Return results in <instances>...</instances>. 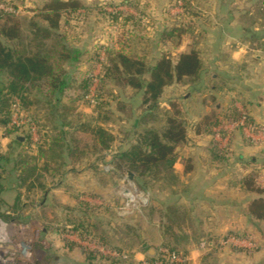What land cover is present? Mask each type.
<instances>
[{
    "label": "rangeland",
    "instance_id": "rangeland-1",
    "mask_svg": "<svg viewBox=\"0 0 264 264\" xmlns=\"http://www.w3.org/2000/svg\"><path fill=\"white\" fill-rule=\"evenodd\" d=\"M12 1L21 9L15 16L26 15L23 12V1ZM105 9L114 11L118 8L110 6ZM77 21L62 25L60 34L68 45L84 51L79 62L71 67L57 59V56L51 58L53 63L61 65L70 75L71 84L64 89L60 103H56L44 82L26 84V105L16 100L23 108L26 119L30 118L34 122V135L24 126L10 134L0 126V154L11 157L6 171L0 170L4 188L0 191V199L9 202L10 208H7L6 213L14 217L17 214L21 216V219L9 222L25 225L27 235L32 238V247L39 250L40 254L34 264H137L147 256L141 243L145 242L146 248L157 243L150 225L155 215L159 223L163 220L161 209L167 199L162 195L166 191L160 182L150 180L143 188L141 179V183H138L132 176L129 178L130 171L117 167V152L132 141L141 128L140 125L132 126L133 119L142 111L141 94L111 81L102 85L99 77L107 62L104 47L116 49L124 46L126 51L145 56L149 61L155 57L158 49L170 52L171 45L165 41L155 45L149 39H134L135 30L142 31L145 34L143 38H147V33L154 25L146 22L120 25L95 15L87 22ZM46 42L51 45L53 40L48 37ZM86 77H91V81L85 93L81 83ZM112 95L116 99L111 98ZM117 99L124 103L123 110H117ZM172 101L178 103L177 98ZM176 105L180 110L183 109L179 104ZM160 107L166 109L164 105ZM161 109L154 111L158 120L152 122L153 125H158L162 120L164 115ZM174 110L171 107L167 111ZM181 112L183 114L184 110ZM91 118L98 119L100 125L113 137L109 147L104 150H93L91 134L73 128L79 122L89 123ZM60 130L66 132L67 141L71 135L76 137L79 149L71 155L64 148L60 151L59 147H55L47 158H39V165L47 166L41 171V186L36 184L27 188L16 183L18 170L13 168L19 155H37L39 149L44 148L48 142L44 141V136L58 137ZM16 134L24 137L23 144L10 143L11 136ZM248 141L257 144L261 140L256 138ZM259 176L263 174L255 177V184L264 188V185L257 183ZM17 194L18 198L15 199ZM78 200L87 202L89 207L79 204ZM16 204V210L11 208ZM75 217L93 223L96 234L104 229L109 248L93 240L82 239L72 232L69 223ZM128 225L134 229L130 230ZM249 227V232L236 234L234 241L217 238L216 242V238L202 237L191 249V264H264V222L250 223ZM127 243L131 245L127 246ZM82 247L95 252L87 257ZM204 251L210 252L206 259L198 262V254ZM120 256L121 259H117Z\"/></svg>",
    "mask_w": 264,
    "mask_h": 264
},
{
    "label": "trees",
    "instance_id": "trees-1",
    "mask_svg": "<svg viewBox=\"0 0 264 264\" xmlns=\"http://www.w3.org/2000/svg\"><path fill=\"white\" fill-rule=\"evenodd\" d=\"M175 1V0H174ZM184 15L192 16L197 13L189 6L188 0H182ZM10 4L14 5L12 0ZM83 8V17L79 18L82 22H87L91 16H99L109 19L120 25H125L128 20L132 25L143 24L135 21L134 18L124 15L118 10L109 11L105 9V5L90 6L79 0H46L40 4H36L33 10L35 13L30 18L26 16L16 17L11 13L0 11V126L9 134L15 129L7 127L9 120L10 106L15 99L25 106L26 96L24 95L26 84H37L42 81L47 86L48 92L54 97L56 103H60L61 95L66 87L71 84L70 75L61 65L53 63L52 57L67 63L71 67L76 66L80 56L84 52L77 47H71L64 41L63 35L60 34L62 25H70V13L77 9ZM63 18V24L59 21ZM3 19V20H2ZM78 20V21H79ZM152 25L151 23H149ZM26 29V30H25ZM196 25L191 22H184L180 18L171 25H164L159 30V40H155L154 44L158 45L162 41L168 42L176 47L181 42L184 33H194ZM134 39L141 40L145 34L142 31L135 30L133 32ZM51 37L53 42L49 45L46 38ZM129 39V38H128ZM124 44V41H123ZM46 45H49L46 46ZM258 46L264 50V41H259ZM96 49L94 48V52ZM107 62L103 65V71L99 77L100 83L113 82L122 86L133 89L134 92L141 94V112L133 119L132 126H141L139 132H136L132 141L117 152V167L123 168L125 171L132 173V179L138 183L142 182L143 188L148 181L160 182L164 192H175L174 187L177 185L178 177L174 172L173 165L177 158L176 147L186 138V119L182 114V110L178 108L177 103L169 101L170 108L175 110L172 112L167 109H161L159 101L164 94V90L172 83L187 82L190 91L200 90L201 88L210 87L215 83L203 85V63L199 56V52L195 47H191L187 51L171 55L168 51L161 49L156 52L155 57H151L149 61L145 56L137 55L135 52L126 51L124 46L118 48L104 47ZM97 52L95 53V55ZM91 81V77L82 80L81 87L85 93ZM84 93V94H85ZM111 98L116 99L112 95ZM117 110L124 109V103L116 100ZM161 109L164 116L158 125L152 122L158 120L154 115L155 110ZM246 112L247 122H257L250 116L246 108H242ZM179 114L181 116H179ZM241 116L240 109H237L233 103L221 115H206L203 119L195 124V129L203 128L210 134L209 154L213 163H228L231 160V144L230 139L233 132H239L245 142L251 144L248 138L239 130H233L230 133L228 143L220 147L217 140L213 137L212 127L222 120H237ZM99 120L91 118L89 123L79 122L74 125L75 131L89 132L93 141V150H104L109 147V142L113 139L104 127L100 125ZM259 123V122H257ZM66 132L59 131L58 137H46L48 140L46 146L40 148L37 155H19L20 158L14 163L13 170H18L16 175V183L21 186L31 188L38 184L41 186L40 175L42 169H46V164L41 167L39 158L48 157L55 147H59L60 151L65 149L68 154H73L78 148V139L73 135L70 140H65ZM11 136L10 143L21 145L24 141L17 140ZM23 157V158H21ZM251 162V160H248ZM7 163H11V157L7 154H0V170L6 171ZM18 164V166H16ZM248 173L239 180V186L250 193L256 194L255 197L249 199L246 209L249 215L254 219L264 222V188L255 184V177L261 173V167L255 163ZM140 179L142 180L140 182ZM233 183H231L232 185ZM234 185V184H233ZM2 178L0 176V191H2ZM16 195L15 199L18 198ZM78 203L89 207L85 201L78 200ZM19 204V203H18ZM18 204L11 208L17 209ZM164 204V203H163ZM161 209L164 218L177 224L184 220L182 215L176 214L177 208L173 204H164ZM10 208L8 203L0 199V220L8 221V223L21 219L17 214L10 215L6 213ZM151 211V210H150ZM10 221V222H9ZM15 224V222H13ZM17 224V223H16ZM19 224V223H18ZM72 232L82 239H90L104 247L109 245L105 239V230L98 234L93 231V223L87 219L84 221L82 217H75L70 220ZM130 230L134 227L128 225ZM170 227L163 226V234L171 235ZM97 231V228H96ZM213 239V238H211ZM217 242V240H216ZM70 245L75 243L69 242ZM213 244V241H212ZM130 246L131 243H127ZM162 245L169 250H178L176 246L171 245L167 241L157 243L150 248H146V243H141L142 250L147 254L146 258L152 260L156 257L158 247ZM82 249H84L82 247ZM116 249V248H115ZM119 253L120 249H116ZM87 257L92 256L95 252L93 249H84ZM210 252V251H208ZM208 254V253H207ZM207 254L202 258L206 259ZM117 259H121L117 257ZM139 264V263H137Z\"/></svg>",
    "mask_w": 264,
    "mask_h": 264
},
{
    "label": "crops",
    "instance_id": "crops-1",
    "mask_svg": "<svg viewBox=\"0 0 264 264\" xmlns=\"http://www.w3.org/2000/svg\"><path fill=\"white\" fill-rule=\"evenodd\" d=\"M22 1L26 14L23 16L30 18L35 5L46 0ZM79 1L90 6H112L135 21L151 23L154 28L142 39L153 43L159 40L160 28L171 25L176 18L195 24L196 31L184 33L178 46L171 45L170 53L177 56L195 47L203 63V85L215 83L190 91L187 82H175L165 88L159 101L160 106L169 110V101L177 98L187 127L185 140L176 147L175 192L162 195L167 199L165 204H173L176 214L184 220L177 225L162 213L163 220L159 223L155 215L150 226L157 243L167 241L187 249L184 252L191 262V249L202 237L226 240L249 232L250 223L259 222L246 209L247 202L256 194L243 190L239 180L250 170V163L260 166V174L264 175V140L249 144L234 131L230 139V162L217 164L210 160V134L202 127L196 130L195 124L206 115H221L230 103L237 109L246 108L252 119L264 124V50L258 46L259 41H264V0H188L190 8L197 13L192 16L184 15L182 0H179L181 5L177 4L178 0ZM84 12L83 8L73 10L70 22L79 20ZM63 21L60 19V25ZM164 225L170 227L171 235L163 234ZM207 253L200 252L198 262Z\"/></svg>",
    "mask_w": 264,
    "mask_h": 264
},
{
    "label": "built area",
    "instance_id": "built-area-1",
    "mask_svg": "<svg viewBox=\"0 0 264 264\" xmlns=\"http://www.w3.org/2000/svg\"><path fill=\"white\" fill-rule=\"evenodd\" d=\"M178 5L181 2L177 1ZM20 8L9 3V0H0V11L16 15ZM116 10V9H115ZM241 116L237 120H222L212 127L213 137L218 141L219 146H225L233 130L241 131L250 140H264V124L247 122L246 112L241 108ZM9 128H28L34 135V122L27 118L18 100H14L10 106ZM257 183L264 185V175L259 176ZM26 226L22 224L6 223L0 220V264H34L39 256L38 249L32 247V238L26 233ZM235 236L227 237V240L234 241ZM156 257L152 260L141 259L139 264H191L189 257L180 250H169L160 245Z\"/></svg>",
    "mask_w": 264,
    "mask_h": 264
},
{
    "label": "water",
    "instance_id": "water-1",
    "mask_svg": "<svg viewBox=\"0 0 264 264\" xmlns=\"http://www.w3.org/2000/svg\"><path fill=\"white\" fill-rule=\"evenodd\" d=\"M17 140L23 141L24 137L22 135L16 134L15 137ZM132 174L129 172V178H131Z\"/></svg>",
    "mask_w": 264,
    "mask_h": 264
}]
</instances>
